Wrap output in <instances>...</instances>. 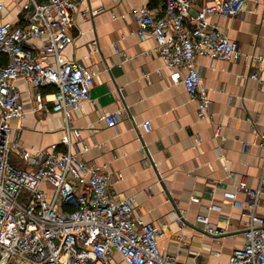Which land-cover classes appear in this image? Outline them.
Masks as SVG:
<instances>
[{
  "label": "crops",
  "instance_id": "1",
  "mask_svg": "<svg viewBox=\"0 0 264 264\" xmlns=\"http://www.w3.org/2000/svg\"><path fill=\"white\" fill-rule=\"evenodd\" d=\"M3 1L0 23L21 22L24 0ZM163 4L79 0L74 40L65 53L97 74L90 98L74 110L71 124L80 128L82 145L88 146L80 157L107 164L111 188L119 195H135V215L165 228L163 250L185 264H228L233 250L245 242L251 213L264 214V62L259 59L264 57V0H249L234 16H209L231 39L241 41L242 53L230 59L196 57L211 98L205 118L184 82L173 79L175 68L162 58L155 38L138 33L134 8ZM34 42L40 45L44 39ZM18 85L25 109L12 121V140L41 149L65 138L63 111L51 102L48 109L36 110L33 85L24 78ZM53 90L47 86L43 92L52 98ZM118 111L122 119L109 125L103 115ZM147 119L149 131L142 125ZM71 138L76 141L72 133ZM241 181L249 190L238 186ZM256 192L253 205L250 198ZM198 214L208 215L216 231L199 222ZM114 262L129 264L119 252Z\"/></svg>",
  "mask_w": 264,
  "mask_h": 264
},
{
  "label": "built area",
  "instance_id": "2",
  "mask_svg": "<svg viewBox=\"0 0 264 264\" xmlns=\"http://www.w3.org/2000/svg\"><path fill=\"white\" fill-rule=\"evenodd\" d=\"M248 1L164 0L160 7L133 10L138 33L155 38L162 58L175 68L173 79L184 82L202 118L210 114L211 98L196 57L230 59L242 53L241 41L231 39L209 16L237 15ZM78 3L24 0L21 22L0 23V264H115L116 252L129 264H185L161 248L163 226L135 215V195L111 188L108 165L80 157L88 146L71 122L74 110L90 98L97 72L65 53L74 40ZM4 7L0 0V12ZM39 38L44 42L37 45L34 39ZM19 78L33 85L36 110L48 109L51 102L65 114L69 134L61 141L32 149L12 140V121L25 109ZM47 86H54V97L43 92ZM122 115L118 111L103 118L114 126ZM142 125L151 129L148 119ZM260 183L264 188V166ZM238 186L249 190L246 181ZM226 195L236 199L234 191ZM257 197V192L251 196L253 205ZM197 220L216 231L208 215L198 214ZM228 264H264V214L251 213L245 242L233 250Z\"/></svg>",
  "mask_w": 264,
  "mask_h": 264
}]
</instances>
